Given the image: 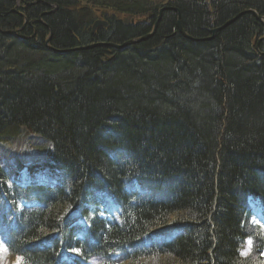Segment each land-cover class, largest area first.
Returning a JSON list of instances; mask_svg holds the SVG:
<instances>
[{
	"label": "trees",
	"instance_id": "obj_1",
	"mask_svg": "<svg viewBox=\"0 0 264 264\" xmlns=\"http://www.w3.org/2000/svg\"><path fill=\"white\" fill-rule=\"evenodd\" d=\"M16 1L0 0V136L47 149L15 173L0 157L1 251L16 264H261L246 200L264 206V23L248 10L264 19V0H86L127 18L93 32L79 0ZM22 165L56 184L16 186Z\"/></svg>",
	"mask_w": 264,
	"mask_h": 264
},
{
	"label": "rangeland",
	"instance_id": "obj_2",
	"mask_svg": "<svg viewBox=\"0 0 264 264\" xmlns=\"http://www.w3.org/2000/svg\"><path fill=\"white\" fill-rule=\"evenodd\" d=\"M86 0H79V7L78 9L80 11H84V8L90 5V12L91 16L90 19L94 23L96 22H105L106 23V17L105 16H115L116 18L126 21V16L125 15H119L118 13H113L110 9H104V8H99L93 7L91 4L93 1L91 0L89 2H84ZM18 3V0L16 1ZM88 11V10H87ZM89 13V11H88ZM133 19V18H132ZM130 21H135L134 19ZM93 26V25H92ZM98 28H103V27H98ZM92 29V27H91ZM93 32V31H92ZM48 39V38H47ZM47 41V40H46ZM47 44V42H46ZM47 149L46 143L42 142L41 140L37 139L36 137L30 136L28 132L22 131L20 129H14L12 131L7 132L5 135L1 136L0 138V157L2 159H8V160H13L15 156H20L22 153L24 154V157L28 158L31 156L33 157H38L41 158L42 154L45 152ZM23 162H27V160H22ZM3 164L6 162L2 161ZM9 167L14 166V162L12 161L8 162ZM22 184H27L28 183V177L25 171L21 172L20 177ZM36 181H40L39 178H36ZM36 181H33V183H36ZM248 205L250 209V219H249V224H256V225H261L264 228V208L258 205L257 201L249 199L248 200ZM252 226V225H251ZM250 241L247 240L245 242L244 248L242 249L241 256L246 257L249 255L250 250H251V243ZM262 262L261 264H264V252L261 255ZM0 264H16V260L12 259L10 256L6 255L4 252L1 251L0 247Z\"/></svg>",
	"mask_w": 264,
	"mask_h": 264
},
{
	"label": "water",
	"instance_id": "obj_3",
	"mask_svg": "<svg viewBox=\"0 0 264 264\" xmlns=\"http://www.w3.org/2000/svg\"><path fill=\"white\" fill-rule=\"evenodd\" d=\"M97 27H107V24L105 23V22H96V23H94L93 24V26H92V31H94ZM177 27L179 28V31L181 32V33H183L182 32V30L180 29V24H179V22H178V25H177ZM152 32H153V30H152ZM152 32L151 33H149V34H147L146 36H143V37H141V38H139V39H136V40H132V41H130V42H128V43H135V42H137V41H140V40H145L146 38H148L151 34H152ZM108 47H111L112 49H120L122 46H116V45H107Z\"/></svg>",
	"mask_w": 264,
	"mask_h": 264
},
{
	"label": "snow or ice",
	"instance_id": "obj_4",
	"mask_svg": "<svg viewBox=\"0 0 264 264\" xmlns=\"http://www.w3.org/2000/svg\"><path fill=\"white\" fill-rule=\"evenodd\" d=\"M10 243H11V242L7 239L6 236L0 234V244H3V245H9ZM249 243H251V242H249ZM4 251L7 252L8 249L5 247V248H4ZM74 251H77V252H78L79 250H74ZM20 261H22V258H18V264H19Z\"/></svg>",
	"mask_w": 264,
	"mask_h": 264
},
{
	"label": "bare ground",
	"instance_id": "obj_5",
	"mask_svg": "<svg viewBox=\"0 0 264 264\" xmlns=\"http://www.w3.org/2000/svg\"><path fill=\"white\" fill-rule=\"evenodd\" d=\"M248 13H249V14H252V15H253L258 21L264 23V19L261 18V17H259V16L255 13V11H253V10H248ZM100 45L103 46V44H100ZM5 134H6V133H5ZM1 136H3V135H1ZM1 136H0V138H1ZM83 206H84L85 209L89 207V205H88L87 203H85Z\"/></svg>",
	"mask_w": 264,
	"mask_h": 264
}]
</instances>
